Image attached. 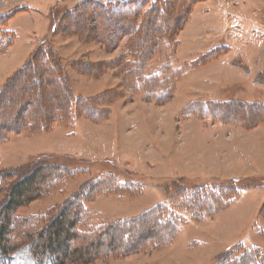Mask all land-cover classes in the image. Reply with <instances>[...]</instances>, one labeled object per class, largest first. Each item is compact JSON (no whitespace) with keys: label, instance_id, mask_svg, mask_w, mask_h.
Returning a JSON list of instances; mask_svg holds the SVG:
<instances>
[{"label":"rangeland","instance_id":"obj_1","mask_svg":"<svg viewBox=\"0 0 264 264\" xmlns=\"http://www.w3.org/2000/svg\"><path fill=\"white\" fill-rule=\"evenodd\" d=\"M141 1L0 0V16L9 17L0 29L14 35L8 52H0V80L6 70L18 66L8 79L23 66L37 46L48 47L63 58L75 95L106 92L107 102L99 107L109 116L98 123L81 117L74 127L56 122L49 131L11 133L0 143V170H19L21 176L28 166L53 161L67 171L58 189L14 211L13 249L0 254V264H54L53 253L33 251L31 236L79 192L85 230L135 217L160 202L182 224L166 243L149 241L129 254L90 263L62 258L63 264H217L238 244L264 247L259 233L264 183L243 189L220 211L210 205L204 217L191 218L189 207L201 195L206 198L207 189L227 188L232 178L264 179V121L257 122L264 120V0H184L179 9L170 3L162 18L170 13L172 20L165 23L178 29L185 24L176 32L177 43H156L145 74L161 75L137 93L126 83V72L139 58L133 39L140 35L135 29L140 13L155 0ZM100 3L111 4L108 18L96 10ZM152 29L166 30L158 18ZM44 98L36 104L47 110ZM249 116L251 124H244ZM106 174L138 188L87 190L90 181ZM9 182L0 185V205Z\"/></svg>","mask_w":264,"mask_h":264},{"label":"trees","instance_id":"obj_2","mask_svg":"<svg viewBox=\"0 0 264 264\" xmlns=\"http://www.w3.org/2000/svg\"><path fill=\"white\" fill-rule=\"evenodd\" d=\"M181 2H184V0H155L151 6L140 13L141 23L135 27L139 31L140 37L135 36L133 39L137 49L135 52L139 58L137 64L133 65L132 69L129 72L127 71L128 73L126 72L127 79L125 80L126 83L131 82L132 89L136 90L137 93L143 89L146 90L147 82L152 84L161 75L155 72H150L149 75L145 74L146 64L151 58L149 56L152 55L159 40L166 39L173 41V43L178 41L176 32L183 27L185 22L178 29L177 25H174V27L166 24L172 20L170 13L167 14L165 20L162 16L170 11V3L171 5L176 3V9H179ZM145 3H147V0L140 2L141 5ZM85 4L87 5V2ZM97 7L96 10H100V13H107V15L103 14L107 18L109 17L110 14H108L107 8L111 7L110 3H100V6ZM101 8H104L107 12ZM102 16L100 18H103ZM156 18L161 20L162 26L166 30H162V32L159 30L152 31ZM50 19L54 21L52 17ZM177 19L178 17H175L176 24H178ZM8 20V16H0V28L5 27ZM133 24L132 26H134ZM107 30L110 34L109 29L106 27ZM51 31L52 33L57 32L54 22L51 25ZM129 33L126 32V34ZM1 37L6 41L5 43L0 42V52L6 53L14 43L13 31L0 29ZM36 78L38 82L31 84V80L33 82ZM27 81H30L31 90L27 85L29 83ZM19 82L21 84L15 90L14 86ZM105 93L91 97L75 95L63 58L56 50L37 46L31 52L27 62L0 87V143L5 142L7 136L11 133L49 131L56 122L74 127L81 117L94 123L108 119L109 116L107 117L104 111L106 108L99 107L100 103L107 102L102 98ZM160 97L161 95L156 96L158 103L163 102L160 101ZM43 98L50 104L47 110L45 107L36 104L38 100ZM257 113L259 117L261 112L257 111ZM255 117L257 116H252V118L258 119V117ZM251 120V116H249L244 124H251ZM261 121L264 120H258L257 122ZM60 166V163L53 161L38 163L34 167L28 166L30 170L21 173V176L18 175L19 170H0V185L5 180L10 179L9 188H5V191H7L6 200L0 205V254L7 255L13 249L9 244V239L12 235L11 227L14 211L27 205L30 201L58 189L66 179L67 173L62 169L64 167ZM254 179L256 178H232L226 183L228 185L227 188H224L226 191L224 189L216 191L215 187L208 190L206 186H203L204 189H207L208 196L204 198V195H201L203 198L199 197L197 202L195 200L192 202L189 206L192 211L191 218L204 217L209 213L210 205L212 210L220 211L229 206L234 197L243 189L254 186L259 187L264 183V179L258 181ZM90 182L87 190L89 189L91 192L109 185L108 191L125 193L134 189L137 184L132 181L118 180L116 175L109 176L108 174ZM198 193L200 192L190 195L189 200L195 199ZM219 197L222 198L219 199ZM207 199L210 200L207 201ZM83 200V193H76L64 202L60 208L49 214L46 223L31 236V238H34L33 251L35 253L36 251L39 255L46 252L53 253L55 255L54 264H63L62 258L90 263L103 256L129 254L139 250L143 244L149 241L152 243H166L172 240L173 235L182 224V218L172 215L166 205L160 202L135 217L105 222L85 230L80 226V224L85 226L87 220L84 217ZM166 212L169 214L165 215ZM196 214L199 215L196 216ZM260 215L264 218V201L260 208ZM138 225H140V229L135 232L133 227ZM259 233L264 237V229H260ZM228 253L217 264H264V247L261 246L245 247L238 244Z\"/></svg>","mask_w":264,"mask_h":264},{"label":"crops","instance_id":"obj_3","mask_svg":"<svg viewBox=\"0 0 264 264\" xmlns=\"http://www.w3.org/2000/svg\"><path fill=\"white\" fill-rule=\"evenodd\" d=\"M17 67H18V66H17ZM17 67H16V68H17ZM16 68L6 70V71L4 72V74L1 75L2 78H1V80H0V83H3L4 80H6L7 77H8V76H9V75H10V74H11ZM9 72H10V74H9Z\"/></svg>","mask_w":264,"mask_h":264}]
</instances>
